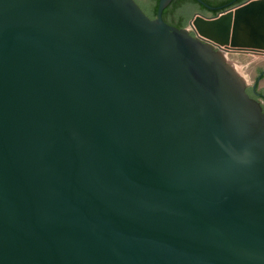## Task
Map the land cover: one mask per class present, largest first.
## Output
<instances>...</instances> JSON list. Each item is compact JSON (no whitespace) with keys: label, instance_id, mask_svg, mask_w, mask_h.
<instances>
[{"label":"water","instance_id":"95a60500","mask_svg":"<svg viewBox=\"0 0 264 264\" xmlns=\"http://www.w3.org/2000/svg\"><path fill=\"white\" fill-rule=\"evenodd\" d=\"M170 2L0 0V264H264V0Z\"/></svg>","mask_w":264,"mask_h":264},{"label":"flooded vegetation","instance_id":"af4514ba","mask_svg":"<svg viewBox=\"0 0 264 264\" xmlns=\"http://www.w3.org/2000/svg\"><path fill=\"white\" fill-rule=\"evenodd\" d=\"M203 1L209 4L210 6L219 7V8L214 9V10L208 9L197 1L196 2L199 5H201L203 9L198 8L195 4H192L190 2H183L182 4L175 6L174 4L175 0H171V2L163 10L165 11L163 19L167 23L177 26L179 19H181L186 14L191 13L190 19L193 17V15L196 12H200L206 16H213L225 9L242 5L246 3L248 0H203ZM136 2L139 4V6L142 8V10L145 12L146 15H148L149 9L154 4V0H136ZM213 47L219 51L225 52L227 58L228 59L231 58L235 60V62H239L241 58H251V60L257 59L255 61L257 63L256 64L257 65L256 75L253 77L250 83L249 82L246 83V91L249 93L250 96L254 97L261 103L263 107V111H264V55L254 54L248 50H228L227 51L224 48V46H220L214 43H213ZM254 85L256 86L255 88L253 87Z\"/></svg>","mask_w":264,"mask_h":264},{"label":"trees","instance_id":"16d2710c","mask_svg":"<svg viewBox=\"0 0 264 264\" xmlns=\"http://www.w3.org/2000/svg\"><path fill=\"white\" fill-rule=\"evenodd\" d=\"M157 2L158 0H154V4L152 5V7L149 9L148 12V16L150 18L155 17L156 14V9H157ZM183 2H190L192 4H195L198 8H202L203 7L201 5H199L195 0H175V6L182 4ZM165 11H163L162 13V17H164ZM191 14H186L185 16H183L181 19H179L177 27L182 28L185 27L190 19Z\"/></svg>","mask_w":264,"mask_h":264},{"label":"rangeland","instance_id":"374dc122","mask_svg":"<svg viewBox=\"0 0 264 264\" xmlns=\"http://www.w3.org/2000/svg\"><path fill=\"white\" fill-rule=\"evenodd\" d=\"M229 60H231L235 64V67H236L237 71L241 74V76L245 79V82L247 83L248 80H247V78H246V76H245L240 64H238L237 62L233 61L232 59H229Z\"/></svg>","mask_w":264,"mask_h":264},{"label":"built area","instance_id":"2783aa9c","mask_svg":"<svg viewBox=\"0 0 264 264\" xmlns=\"http://www.w3.org/2000/svg\"><path fill=\"white\" fill-rule=\"evenodd\" d=\"M225 53V52H224Z\"/></svg>","mask_w":264,"mask_h":264}]
</instances>
